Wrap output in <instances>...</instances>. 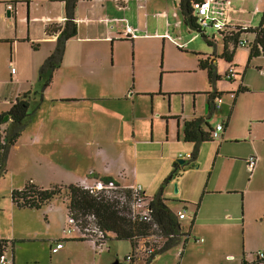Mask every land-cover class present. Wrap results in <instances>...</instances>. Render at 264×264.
<instances>
[{
	"label": "crops",
	"instance_id": "obj_1",
	"mask_svg": "<svg viewBox=\"0 0 264 264\" xmlns=\"http://www.w3.org/2000/svg\"><path fill=\"white\" fill-rule=\"evenodd\" d=\"M179 2L180 0H78L76 7L78 33L66 42L61 66L65 62L66 55H68L69 61L79 67L87 66L90 72L108 71L110 51L115 56L120 43H131L135 55L138 51V44L143 40L152 42L162 40L163 45H168L171 40L175 39L174 41H176L178 38L180 39L178 42H190L195 35L187 41L182 36L184 26L186 28L188 26L184 23L180 13ZM211 3L215 9L214 16L219 20H225L230 25L253 28L264 27V0H211ZM192 8L194 9V4H192ZM65 17L64 0H0V44H10L15 49V43H23L22 51L26 58L22 67L23 70H31L33 76V72L41 65L44 56L49 51L54 50V43L57 42V34H48L47 28L50 26H63ZM126 25L137 29L136 36L127 39L123 35ZM219 37L216 40L220 39L224 47L223 39ZM241 38L253 42L255 34L246 32L241 35ZM27 43H31L32 46L30 47ZM109 43H111V50L109 49ZM42 46H44V51H41ZM180 47L187 48L188 44ZM230 48H233L232 44ZM240 48L249 50V57H247L246 51H238ZM204 53L210 56L211 62L218 59V56H214L211 52ZM238 53L242 54V58L238 57ZM197 57L198 67L200 68L199 56ZM84 59L88 60L87 64L83 62ZM135 59L137 61V58ZM136 61L134 60V66L137 65ZM10 63H14L13 59H10ZM226 65L227 69L223 74L224 79L218 80L215 85L217 91L226 92L222 95V103L216 112L209 115L208 94L206 92L213 90V86L209 85L208 80L203 90L188 93L194 101L197 98H202V110L195 111L190 120L205 117L209 121L213 117L212 121L209 122L213 128L219 123L224 124V129L215 138L217 139L216 145L208 147V144H211L215 139L201 143L196 159L200 164L197 166L192 164L200 172H207V178L203 179L197 177L193 171H186L185 165L179 169L180 171L178 170L176 176L172 178L170 176L171 180L175 179L178 182L176 192L179 191V194L175 200L180 201L182 205L177 209H186L187 213L186 218L181 221L182 229H185L183 221L187 220L190 224L194 218L189 238L193 236L195 244L198 243L203 249L201 257L194 264H234L233 262L236 261L237 257L239 261L236 264H241L242 259L245 258V249L248 247L247 240H252L247 236L251 227L255 223L264 222V74L261 73V69L264 68V54L250 57V46L240 45L234 50L232 62H226ZM61 66L54 71L48 86H52L57 78L62 77L58 76ZM230 71H233L234 76L227 79L226 73L231 74ZM28 76L25 72L19 74L18 71L15 73L11 71L10 80L22 81L28 79ZM69 77L71 78V76ZM69 77H63L68 81L65 82L67 83L64 89L66 91H63L61 98L51 101L50 110L52 115H47L40 118V120L37 118V123H34L36 116L35 112L33 114V111H31L32 114L26 122L25 129L18 141L11 146L10 152L20 149L25 143V145L34 144L38 147L35 155L37 163L42 167L44 165V168L47 171L49 170L51 175H55L62 169V165L59 164L61 160L71 161L73 164L75 161L80 160L87 162L86 166L83 167L84 169H82L85 178L81 177V180L77 178L74 182L67 181L68 184L78 183L90 186L92 184H90L89 179H95L98 175H106L113 177L125 187L141 185L147 194V187L144 182L137 178L136 173L133 174V170H136L137 160L133 151L135 147L134 140H125L128 150L127 155L131 154V156H127L131 162V168L126 172L127 170L121 163L112 161L113 164L116 163V167L110 168L107 159H101L100 153L106 150L108 141L99 142V146L96 147V150H93L90 145L91 141L88 139L79 141L74 137H60L58 132H55L54 128L60 127L62 124L57 118L60 111L63 112V107L58 104L83 102V99H68L74 95H72V91L68 90H71L72 87L81 88L77 83L72 85L69 82ZM221 80H226L227 83L222 85L220 84ZM68 85L72 87H68ZM239 88L244 90L239 91ZM230 93H233L234 96L232 97ZM31 95L34 96L31 100L32 104V101L36 100L39 94L31 93ZM159 95L168 96L169 98V94L160 92ZM133 96V92H129L123 99L128 101L133 99ZM153 97L154 94L141 93L137 95L135 101L132 100V104L136 106V109L137 107L145 109L152 115ZM95 100H97L96 102H102L111 99ZM7 101L8 109L1 111L0 114L8 111L15 99ZM44 102L45 98L43 97L40 104L42 105ZM144 103H146L145 107H143ZM40 104L39 109L41 108ZM57 106L58 109H56ZM169 113L172 117H167L165 120L177 121V127H181L183 130V135L178 133V142L183 139V142L188 145V155L190 157L194 149V143L184 140V124L189 119L186 120L181 115L170 111ZM233 122H236L243 129L244 132L241 138L231 134ZM5 126H7V123L0 124V130L5 131ZM121 136L124 140V136L122 134ZM44 145H53L54 147L48 149ZM124 152L126 153L125 150ZM203 155H206L204 160L202 159ZM252 155L257 156V163L253 171H250L247 159ZM93 156H97L95 160L100 164L93 166L90 163ZM119 156L123 157L122 148ZM181 160L183 159L179 161ZM226 160L232 161L228 163V168H225L224 161ZM176 162V158H172V166L168 165L169 172L175 169L174 164ZM207 162L210 163L205 165ZM200 165H203V167L201 168ZM69 169L70 172L67 175L73 177L81 175L79 174L78 165L75 169L74 165ZM42 183L36 182L35 184L47 188L64 182L52 183L49 186H43ZM190 209L192 212H190ZM65 210L68 216L66 207ZM241 232L244 242L240 244L237 241V236ZM65 234L56 238L54 242H92L87 239L75 240L80 238V234L77 232ZM4 239L8 238L4 237ZM187 242L183 243V248L178 253L181 264H191L192 259L190 258L195 256V252L191 249L192 246L187 245ZM55 243L49 245L51 252ZM70 250L71 248L69 246L65 247L64 244L62 249L52 253L61 256L67 254ZM237 251L240 254L237 255ZM259 253L264 255V248H259L257 257ZM8 258L11 260V264H19V256L16 255L15 250L12 252V257ZM254 260L248 261L252 262Z\"/></svg>",
	"mask_w": 264,
	"mask_h": 264
},
{
	"label": "rangeland",
	"instance_id": "obj_2",
	"mask_svg": "<svg viewBox=\"0 0 264 264\" xmlns=\"http://www.w3.org/2000/svg\"><path fill=\"white\" fill-rule=\"evenodd\" d=\"M183 29L182 36L185 41L195 35L187 43L188 47H182L183 49H179L177 47L179 44L174 40H171L168 45H163L162 40L160 42L143 40L138 44V51L134 55L131 43L118 44L115 56L110 51L108 71L90 72L87 66L79 67L69 61V56L66 55L65 62L58 72V76L62 77L57 78L52 86H45L48 75L40 78L39 73L40 67L50 55V51L44 56L41 65L33 72L32 76L31 70H23L22 67L26 58L22 51L23 43H15V49L10 44H0V112L8 109L7 100L16 99L24 93H29L32 100L34 96L31 93H37L38 97L32 101L30 106V111H33V114L35 112L36 116L34 123H37V118L40 120L47 115L51 116V101L61 98L63 91H66L64 90L67 85L65 82L68 81L63 77L71 76L69 82L72 85L77 83L81 88H73L68 85V87H72L68 91H72V95L74 94L68 99H83V102L58 104L63 107V112L60 111L57 118L62 124L60 127L54 128L55 132H58L60 137H74L79 141L88 139L91 141L90 145L93 150H96L99 142L108 141L106 150L100 153L101 159H107L110 168L116 167V163L113 164L112 161L121 163L127 170L126 172L131 168V162L127 157L131 154L127 155L125 140H134L133 151L137 160L136 170H133V174L136 173L137 178L144 182L147 187V195L152 196L162 189L163 196L175 199L179 194V191H175L178 182L175 179H170L172 172L168 171V165L172 166V158H176L178 163H180V159L186 161V171H193L197 177L206 179L208 173H202L192 166V164L197 166L200 162L190 161L188 145L183 142V139L178 142V133L183 135V130L179 127V131L176 120H165V118L172 117L170 111L190 120L195 111L202 110V98H197L194 101L193 97L188 94L203 90L208 80L206 70L198 67V57L194 55V52H211L214 56H218L215 63L217 69L219 66L218 72L222 79H224L223 74L227 69L226 62L220 56L223 52V44L220 39L216 40L219 34L215 28L205 30V34L210 40L215 37L212 46L202 36L203 30L198 31L191 27L186 28V26ZM180 42L182 43V41ZM27 44L32 46L31 43ZM55 45L56 42L54 48ZM109 49L111 50V43H109ZM41 51H44V46ZM238 51H246L247 57H249V50L240 48ZM238 57L242 58V54H239ZM10 59H13L14 63H10ZM134 60L137 64L135 66ZM83 62L87 64L88 60L84 59ZM13 69L12 73L25 72L27 76L29 75L28 79L11 81L10 73ZM225 83H227L226 80L220 81L222 85ZM129 92H133V99L124 100V96ZM160 92L169 94V98L167 95V97L159 95ZM141 93L154 94L152 115L145 109L139 107L136 109V106L132 104V100L135 101L137 95ZM41 95L45 98V102L40 104L41 108L39 109ZM102 98L111 100L102 102L95 100ZM145 106L146 103L143 104V107ZM212 119L213 117L209 119V122ZM5 127V131L9 135L15 124L7 123ZM243 132V129L233 122L231 134L241 138ZM120 133L124 136V140ZM216 141L217 139L208 144V147H214ZM25 144L20 149L9 153L7 172L0 179V236L9 240L8 257L11 258L12 252L15 250L16 255L19 256V264L126 263V257L131 252L130 243L114 239L107 240L102 245H96L90 241H68L64 243L65 247L71 248L67 254L56 256L51 252L49 245L54 244L56 238L66 235V229L69 227L65 206L60 199H55L40 209L18 208L12 202L11 192L15 187L19 188L30 179L35 183L43 182V186H49L56 182L68 184L67 181L74 182L77 178L81 180V177L84 176L82 169L87 162L80 160L73 164L71 161L61 160L59 164L62 165V169L55 175H51L44 165L42 167L36 161L35 155L38 147L34 144ZM44 146L48 149L54 147L53 145ZM121 148L123 157L119 156ZM129 151L132 153L130 148ZM96 158L97 156H93L90 161L93 166L99 163L95 160ZM205 158L206 155H203L202 159ZM231 162V160L224 161L225 168H228V163ZM209 163L207 162L205 165ZM72 165H74V169L78 165L81 175L78 177L67 175ZM200 166L203 167V165ZM105 176L98 175L100 178ZM89 181L95 186L101 180L91 178ZM166 181L168 182L165 183ZM65 196V192H63L60 197L64 200ZM181 205L180 202H173V206L176 208ZM191 209L190 212H192ZM183 224L184 230H189V222L185 220ZM247 236L252 240H247L248 247L245 249V258L251 261L257 257L259 248H264V222L255 223ZM189 239L187 245H191L192 251L195 252V256L190 258L192 259L191 264H194L201 257L203 249L198 243L195 244L193 236ZM237 241L240 244L244 242L242 232L238 234ZM182 245L183 243L157 254L149 263L145 261L149 256L142 252L133 264H181L178 253L183 248ZM238 254H240L239 251H237ZM238 261L237 257L233 263L236 264Z\"/></svg>",
	"mask_w": 264,
	"mask_h": 264
},
{
	"label": "trees",
	"instance_id": "obj_3",
	"mask_svg": "<svg viewBox=\"0 0 264 264\" xmlns=\"http://www.w3.org/2000/svg\"><path fill=\"white\" fill-rule=\"evenodd\" d=\"M65 1V23L63 26L48 27V34H57V42L54 50L44 61L40 67V78L48 75L45 86H47L52 78L55 70H57L63 61L66 49V42L68 39L74 37L78 33V23L76 21V7L78 0H64ZM204 0H180L179 9L183 17L184 23L191 28L199 29L197 25V18L193 15V3H201ZM227 32L223 37L224 47L221 53V58L226 62H232L235 48L240 46L242 40L241 35L246 32L255 34L253 42L247 40L244 45L250 46V57L264 54V27H242V26H228ZM202 36L206 39L209 45L212 46V41L204 32ZM131 39V37H126ZM233 48H230V45ZM36 46V45H34ZM179 49H183L178 46ZM199 56V66L206 70L208 83L214 89L206 92L208 94V111L209 115L216 112L215 99L226 92L217 91L215 84L222 79L219 74L216 63L210 61V56L206 53L194 52ZM229 75V76H228ZM226 78L230 79V74L226 73ZM244 90L239 88V91ZM233 94V93H230ZM43 100V95L40 97V102ZM39 102V104H40ZM38 104V106H39ZM31 99L29 93H24L18 96L8 111L0 114V124L13 123L14 129L8 135L6 131L0 134V179L7 172L6 166L8 162L9 152L12 145H14L23 130L26 127V122L31 116L30 111ZM37 106V107H38ZM213 131L212 125L205 117H197L188 120L184 124V140L194 143V149L190 155V161H195L199 154V146L203 142L213 141L211 133ZM187 164L184 161L182 164L176 162L171 178L176 176L178 170ZM97 177V176H96ZM105 185L112 186L111 188L90 189L87 186L71 183V184H56L50 187H42L31 180H27L21 188H14L11 192V199L14 205L18 208L40 209L44 205L52 203L55 199H60L65 205L68 218L72 217L76 225L81 230L89 226H97L103 233L104 237L99 240V244H103L107 240L115 239L118 241H129L131 243V252L139 244L143 238H149L145 243L147 247L152 244L156 251L145 259L149 263L157 254L162 253L180 243H186L190 237V231L194 223V218L190 223L189 230L182 229L181 221L178 213L179 209L173 206V202H180L175 199L166 198L163 196L162 189L152 195H146L148 201V208L152 215L151 221H142L133 217L132 204L134 202V191L131 187L122 186L117 180L111 176L97 177ZM166 181L165 183H167ZM65 192V199H61L62 193ZM109 192V193H107ZM92 237L81 236L75 240H92ZM153 240V241H152ZM153 242V243H151ZM8 239L0 238V257L7 252ZM134 259L133 263L135 262ZM132 263V264H133ZM241 264H264V257H257L256 260L249 262L245 258L242 259Z\"/></svg>",
	"mask_w": 264,
	"mask_h": 264
},
{
	"label": "built area",
	"instance_id": "obj_4",
	"mask_svg": "<svg viewBox=\"0 0 264 264\" xmlns=\"http://www.w3.org/2000/svg\"><path fill=\"white\" fill-rule=\"evenodd\" d=\"M194 4V16L197 18V25L199 27L200 30H203V32L205 33V30L207 28H215L216 31L218 32L219 36L221 35L220 33L222 32H227V27L232 26L229 23H227L225 20H219L217 19L214 14H215V9L212 7V3L211 0H204L201 3H193ZM117 21H119V19H117ZM137 33V29L133 28L129 25H126L125 30L123 31V35L125 37H134L136 36ZM225 34H222L223 37ZM167 36H169L167 34ZM213 39H215V37H213ZM175 40V39H174ZM178 40H180L178 38ZM178 40H176V42L180 45V46H185L187 43H181L178 42ZM245 43H247L246 39H242L240 41L241 45H244ZM12 72H14V69L12 70ZM230 77L234 76L233 75V71H230ZM261 73L264 74V68L261 69ZM229 76V75H228ZM232 97L234 96V94H230ZM222 97L218 96L215 99V105L216 108H218L221 103H222ZM224 129V124L223 123H219L217 124L214 128L213 131L211 133V136L213 139L217 138L220 133L222 132V130ZM3 130H0V134H3ZM257 163V156L256 155H252L247 159V165L250 171H253V169L255 168V165ZM90 189H102V188H111L112 186H108L105 185L103 182H99L97 185L93 186H87ZM131 188L134 191V202L132 204V208H133V217L138 220H142V221H151L152 220V215L150 213V209L148 208V201H146L145 196L147 195L145 190L143 189V187L141 185H134L131 186ZM186 209H182L179 211L178 216L179 219H184L186 218ZM68 222H69V227L66 229L67 234H71V233H75L77 232L78 234H80L81 236H88V237H92V242L95 243L96 245H102L99 244V240L101 238L104 237V233L95 225L93 226H89L88 228H85L84 230H81L80 228H78V226L75 223L74 218L70 217L68 218ZM149 240V238H143L139 241V244L134 248L133 252H130L127 257H126V263H119V264H132L134 259L137 258V256L144 252L146 253L148 256L151 255L152 253H154L156 251L155 246L151 245L150 247H147L145 245V243ZM63 241H57L54 245V247H52V252H57L60 249L63 248ZM258 257L263 258L264 255L263 253H259ZM232 258V257H231ZM0 264H11V260L8 258L7 256V252L4 253L1 257H0Z\"/></svg>",
	"mask_w": 264,
	"mask_h": 264
},
{
	"label": "water",
	"instance_id": "obj_5",
	"mask_svg": "<svg viewBox=\"0 0 264 264\" xmlns=\"http://www.w3.org/2000/svg\"><path fill=\"white\" fill-rule=\"evenodd\" d=\"M198 31H201L200 29H197ZM184 162V160H181L180 161V163H183ZM178 190V188H177V185H176V188H175V191H177ZM115 264H119L118 262H115Z\"/></svg>",
	"mask_w": 264,
	"mask_h": 264
}]
</instances>
